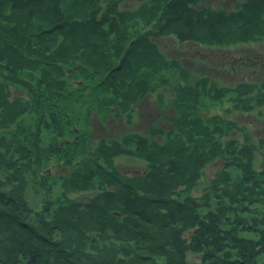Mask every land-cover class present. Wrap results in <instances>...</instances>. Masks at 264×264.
Masks as SVG:
<instances>
[{"label": "trees", "instance_id": "16d2710c", "mask_svg": "<svg viewBox=\"0 0 264 264\" xmlns=\"http://www.w3.org/2000/svg\"><path fill=\"white\" fill-rule=\"evenodd\" d=\"M149 1L119 12L117 1L102 7L101 0H0V113L5 124H13L0 136V149L32 136L29 145L38 166L42 154L57 155L58 161L80 166L65 182L92 186L96 180L106 187L81 205L45 206L50 222L39 228L40 221L26 216L23 179L12 183L29 168L10 165L0 174V264H264V170H252L250 146L238 149L227 142L226 166L209 187L215 209L205 206L207 211L199 212L198 200L189 195L202 165L222 153L214 134L227 136L237 129L202 115L201 101H220L228 93L234 109L249 113L258 106L250 102H264L258 99L264 82L229 89L208 78L186 84L188 71L177 61L166 62L147 42L173 36L220 50L263 43L264 0H236L232 10L195 9L197 0ZM141 10L146 12L138 14ZM59 30L67 34L61 41ZM73 33L78 38L65 49ZM84 39L90 44L83 46ZM71 65L69 73L80 81L74 88L62 79ZM10 87L21 97L12 98ZM163 87L171 90L174 106L169 129L154 125L145 136L100 139L87 150L93 116L102 122L109 114L121 115L129 123L135 104L148 92H155L162 106L164 97L157 90ZM22 114L36 122L34 133L30 123L17 119ZM39 127L47 130L50 155L45 148L39 151ZM161 131L164 140L157 143L154 137ZM241 155L249 159L244 162ZM122 156L144 160L147 171L131 178L120 175L112 162ZM231 166L241 171L233 189L218 187ZM186 234L188 240L181 237ZM187 252L199 255V261L188 262Z\"/></svg>", "mask_w": 264, "mask_h": 264}, {"label": "rangeland", "instance_id": "374dc122", "mask_svg": "<svg viewBox=\"0 0 264 264\" xmlns=\"http://www.w3.org/2000/svg\"><path fill=\"white\" fill-rule=\"evenodd\" d=\"M115 1H117V11L119 12L130 11L133 9L136 10L140 3L143 2V0H101V6L104 7ZM145 1L147 2L149 0ZM235 2L236 0H197L195 1V4H193V7L195 8L204 5L215 9L222 8L224 10H232ZM145 12L146 10H141L138 14H144ZM100 16L101 13H99L98 17ZM141 18L143 17H140V19ZM138 23L140 22H134V24H137V27L140 28L141 24L138 25ZM134 29L136 28L134 27ZM74 33L72 34V38L71 36L67 38L68 40L65 44V49H70L75 42L74 38H78L73 37V35H75ZM64 34H66V32H62V30L58 31L59 41L65 39ZM95 38H97V36ZM134 39L135 37L133 36L132 40ZM80 41H77V43L80 44ZM83 42V46L88 43L90 44L89 40L85 41L84 39ZM147 42L154 47L156 53L163 57L166 62H171V60L174 62L177 61L188 71L186 79L183 77L186 84L193 85L194 81L208 78L209 80H212L217 87L229 89L242 82L255 83L258 85L264 82V42L229 47L223 50L218 48H206L186 41L179 42L173 36L151 37ZM107 46L109 45L105 43L103 48L105 49ZM32 61H36V59H33ZM78 61L79 60L76 59V63H78ZM39 62H41V60L38 61V63ZM127 62L129 65H132L131 59ZM127 62L125 67L128 66ZM67 68L69 69L68 73L65 72L62 79L65 80L66 84L70 83L74 88V85L80 84V81H76L77 79L72 78L73 74L69 73L72 69V65ZM149 73L152 74L153 71L149 70ZM36 75L37 78L41 77V72L37 71ZM169 82L172 83L173 79H169ZM169 85L171 86L173 83ZM12 89L13 88L10 87V93L13 94L12 98H15L18 96V93L12 91ZM258 91L260 92H258V99L261 101V99L263 100L264 98V89L260 88ZM157 92L163 94L164 98L162 100V106L159 107L155 92H148L144 95L142 100L135 104V112L130 121L131 123H127L125 118L121 115L115 116L114 114H109L106 120L102 122L100 119L97 120V118L93 116L91 121L92 131L89 136V146H87V150L98 145L100 139H116L122 135L130 133H138L145 136L147 135V129L154 125L161 126L165 130L169 129L171 127V120L175 117L174 106L171 103V90L169 87H163L158 89ZM258 93L257 91H252L251 95H257ZM251 95L249 96L250 98ZM19 97L21 96H18L17 98ZM230 98L231 95L227 93V95L225 94L220 101L215 100L209 102L202 100L199 105V111L202 115L204 112L205 116L213 117L215 121H222L224 124L233 123L238 129L233 128V131H230L227 136H218L217 134H214L217 139L216 141L219 140L221 142V147L223 149L222 153L217 154L212 160H209L202 165L196 184L193 186L189 194L196 200L197 204L199 202L198 205L200 206V209L198 210L201 213L207 211L205 206H210L215 209V204H217L215 198H213V188L211 189L209 187L218 178V175L222 173V169L226 166V147L229 140L233 142L234 147L238 149H242L244 146H250L252 148V156L250 157V164L253 168L252 170L257 173L264 170V102L262 104L254 101L250 102L249 105L253 106L258 104V106L255 105L249 113H243L233 108V103ZM235 104L239 105L240 103L236 102ZM163 113H165L166 116H163ZM17 119H20L25 125H29L30 123L32 125L33 133L36 131V122L34 124L31 123L28 114H22ZM12 127L13 124H5L3 114L0 113V136L9 133V131L12 130ZM39 130L42 134L39 151L41 152L43 151V148H45L49 151L50 155L51 149H47L46 147L48 140L46 138L47 130L44 132L43 127H39ZM31 138L32 136L27 138L19 137L18 140H15L17 142L14 145L8 144L6 150L0 149V155L3 156V158L0 156V174L7 173L9 169H11L10 165L12 164L19 167L28 166L29 169L26 168L28 171L24 174L21 173L19 175L20 177H12V183L23 179L26 186L24 187L22 194L24 201L28 206L26 216L36 224L40 221L38 227L45 228L49 225V219L51 218L50 212H45L48 211L45 209V206H49L52 203L54 204L52 205V208L58 210V203L65 201H72L81 205L88 202L90 198L102 190V188L106 189V187H100L97 185L96 180H94L96 185L92 184V186H95L92 189H88V187L92 186L87 185L86 183L74 184L70 179L65 182V179L63 180V178L66 177V179H68L70 177L69 173L71 174L80 166L73 168L75 165L74 163H72V166L67 164L66 161H58L57 155L46 157L42 154L44 159L38 166L37 158L34 156L35 151L33 147L29 145V139ZM154 140L157 141V143L162 142L164 140V132L161 131L160 134H156ZM60 144L62 145L63 143ZM239 159H243L245 162L246 159L249 158H243L242 156L239 157ZM112 164L113 168H116V170L121 173H119L120 175L127 178H131L147 171V164L144 160L135 159L131 156L116 157ZM240 173V169H236L235 166L227 167L222 175L223 181L221 183L217 181L216 185L218 187L233 189V182ZM41 174L43 176L42 180H45L43 185L41 184V177H39ZM82 182H84V180ZM74 187H77L78 190H74ZM124 193L128 195L127 192ZM207 198L209 201H204V199ZM181 237L186 238V240L189 239L187 234L186 236L182 235ZM186 255L188 262L192 263L199 261L200 256L197 254L187 252Z\"/></svg>", "mask_w": 264, "mask_h": 264}, {"label": "bare ground", "instance_id": "6f19581e", "mask_svg": "<svg viewBox=\"0 0 264 264\" xmlns=\"http://www.w3.org/2000/svg\"><path fill=\"white\" fill-rule=\"evenodd\" d=\"M236 3V2H235ZM235 3H234V5H235Z\"/></svg>", "mask_w": 264, "mask_h": 264}]
</instances>
